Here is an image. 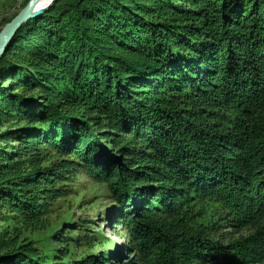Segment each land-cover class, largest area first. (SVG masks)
<instances>
[{
    "label": "trees",
    "instance_id": "trees-1",
    "mask_svg": "<svg viewBox=\"0 0 264 264\" xmlns=\"http://www.w3.org/2000/svg\"><path fill=\"white\" fill-rule=\"evenodd\" d=\"M77 170L108 185L127 264H264V0H54L28 21L0 59V218L38 223ZM73 225L47 249L1 230L0 264H107L69 259Z\"/></svg>",
    "mask_w": 264,
    "mask_h": 264
},
{
    "label": "rangeland",
    "instance_id": "rangeland-1",
    "mask_svg": "<svg viewBox=\"0 0 264 264\" xmlns=\"http://www.w3.org/2000/svg\"><path fill=\"white\" fill-rule=\"evenodd\" d=\"M26 1L0 0V29L21 12ZM63 188L65 195L49 205L38 223H23L21 215L5 211L0 218V231L4 229L5 236L10 241L20 242L25 238L24 242L32 241V245L38 249H47L52 244L62 247V244L50 241V230L59 226L65 219H71L74 225L64 230L66 235L74 238L68 244L69 259H74L72 253L75 249L78 258L91 253L112 251V257L107 264H127L130 259L135 260L136 255L128 249L130 239L127 232L109 220L107 209L109 210L111 199L108 185L95 180L83 170H77L64 182ZM200 208L205 216L210 218L216 215L220 206L215 201L205 200L200 204Z\"/></svg>",
    "mask_w": 264,
    "mask_h": 264
},
{
    "label": "water",
    "instance_id": "water-1",
    "mask_svg": "<svg viewBox=\"0 0 264 264\" xmlns=\"http://www.w3.org/2000/svg\"><path fill=\"white\" fill-rule=\"evenodd\" d=\"M41 0H29L27 5L21 10V12L12 19L0 32V59L9 47L10 43L14 39L17 32L31 19L45 11L54 0L43 8L39 9L38 5Z\"/></svg>",
    "mask_w": 264,
    "mask_h": 264
},
{
    "label": "bare ground",
    "instance_id": "bare-ground-1",
    "mask_svg": "<svg viewBox=\"0 0 264 264\" xmlns=\"http://www.w3.org/2000/svg\"><path fill=\"white\" fill-rule=\"evenodd\" d=\"M48 3H49V0H41L39 5H38V8L41 9V8L45 7Z\"/></svg>",
    "mask_w": 264,
    "mask_h": 264
},
{
    "label": "snow or ice",
    "instance_id": "snow-or-ice-1",
    "mask_svg": "<svg viewBox=\"0 0 264 264\" xmlns=\"http://www.w3.org/2000/svg\"><path fill=\"white\" fill-rule=\"evenodd\" d=\"M49 2H50V0H49Z\"/></svg>",
    "mask_w": 264,
    "mask_h": 264
}]
</instances>
